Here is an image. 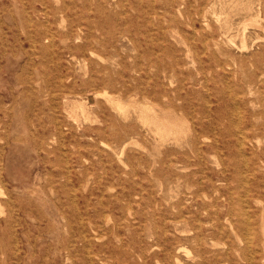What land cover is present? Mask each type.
Here are the masks:
<instances>
[{
    "label": "rangeland",
    "instance_id": "374dc122",
    "mask_svg": "<svg viewBox=\"0 0 264 264\" xmlns=\"http://www.w3.org/2000/svg\"><path fill=\"white\" fill-rule=\"evenodd\" d=\"M0 264H264V0H0Z\"/></svg>",
    "mask_w": 264,
    "mask_h": 264
},
{
    "label": "bare ground",
    "instance_id": "6f19581e",
    "mask_svg": "<svg viewBox=\"0 0 264 264\" xmlns=\"http://www.w3.org/2000/svg\"><path fill=\"white\" fill-rule=\"evenodd\" d=\"M231 1V0H230ZM234 1V0H233ZM22 4H24V3H22ZM31 6V5H30ZM179 9V8H178ZM260 14V13H259ZM259 18H261L260 16H258ZM256 18V17H255ZM122 29V28H121ZM152 34V33H151ZM233 37V36H232ZM233 42V41H232ZM186 51V50H185ZM99 58V57H98ZM111 70H113V69H111ZM202 83V82H201ZM205 83V82H204ZM224 84V83H223ZM204 85V84H203ZM207 89V88H206ZM138 103V102H137ZM79 105H81V104H79ZM123 106V105H122ZM84 107V106H83ZM127 107V106H126ZM72 128V127H71ZM187 132V131H186ZM127 143V142H126ZM218 145V144H217ZM109 147V146H108ZM3 151V150H2ZM4 152V151H3ZM123 156V155H122ZM201 160H203V159H201ZM174 168V167H173ZM178 174V173H177ZM119 181V180H118ZM77 196V195H76ZM72 197V196H71ZM244 199V198H243ZM251 219V218H250ZM250 223V222H249ZM240 231V230H239ZM100 252V251H99ZM253 260V259H252Z\"/></svg>",
    "mask_w": 264,
    "mask_h": 264
}]
</instances>
